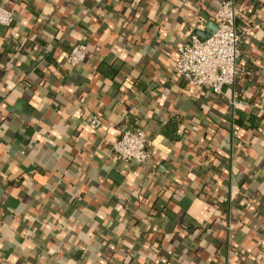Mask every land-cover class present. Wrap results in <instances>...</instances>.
<instances>
[{"label": "crops", "instance_id": "0c3cea01", "mask_svg": "<svg viewBox=\"0 0 264 264\" xmlns=\"http://www.w3.org/2000/svg\"><path fill=\"white\" fill-rule=\"evenodd\" d=\"M221 1L0 0V264H259L264 0H234V85L175 71ZM126 128L146 132V163L111 150Z\"/></svg>", "mask_w": 264, "mask_h": 264}, {"label": "built area", "instance_id": "2783aa9c", "mask_svg": "<svg viewBox=\"0 0 264 264\" xmlns=\"http://www.w3.org/2000/svg\"><path fill=\"white\" fill-rule=\"evenodd\" d=\"M237 15L235 1L223 0L214 12L217 31L205 41L192 34L178 46L176 73L195 86L208 88L214 93H221L226 86L234 85L238 77L243 30L237 24ZM13 20V12L0 5V25L9 26ZM87 48L86 42L76 43L67 53V64L75 67L83 62ZM89 124L95 130L103 126L97 115L90 119ZM109 145L116 158L125 162L143 164L152 157L151 142L142 128H126ZM258 263L264 264V247Z\"/></svg>", "mask_w": 264, "mask_h": 264}, {"label": "water", "instance_id": "95a60500", "mask_svg": "<svg viewBox=\"0 0 264 264\" xmlns=\"http://www.w3.org/2000/svg\"><path fill=\"white\" fill-rule=\"evenodd\" d=\"M218 29V25L216 22H212L211 24H208V30H203V29H196L195 33L198 35V37L202 40L205 41L208 38L212 36L213 33H215Z\"/></svg>", "mask_w": 264, "mask_h": 264}, {"label": "trees", "instance_id": "16d2710c", "mask_svg": "<svg viewBox=\"0 0 264 264\" xmlns=\"http://www.w3.org/2000/svg\"><path fill=\"white\" fill-rule=\"evenodd\" d=\"M222 2H223V0L221 1V3L219 4V6H218L217 8H219V7L221 6ZM240 115L245 116V114H243L242 112L240 113ZM255 117H256V116L251 115V116L249 117V120H247L246 122H247V123H250L251 126H255L256 124H258V121H259V119H258V118H255ZM241 119H242V117H241ZM243 121H244V119H243ZM173 123H175V122H174V121H169V122L166 124V129L164 130V133H165L166 136H170L171 138H176V139H177L178 136L171 135V134H170V131L168 130L169 125H171L173 128L175 127L176 124H173ZM172 124H173V125H172ZM243 124H244V123H243ZM173 132H174V131H173Z\"/></svg>", "mask_w": 264, "mask_h": 264}]
</instances>
